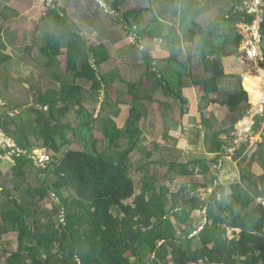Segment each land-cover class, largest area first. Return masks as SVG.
<instances>
[{
  "label": "trees",
  "instance_id": "16d2710c",
  "mask_svg": "<svg viewBox=\"0 0 264 264\" xmlns=\"http://www.w3.org/2000/svg\"><path fill=\"white\" fill-rule=\"evenodd\" d=\"M57 1L42 17V22L46 20L45 33L33 39L24 52L34 62L37 56L32 54V45L37 46L38 57L44 59L39 65L47 75L45 90H39L35 99L38 107L27 110L34 114L33 121L29 115L22 117L26 112L0 114L2 132L16 144L13 178L8 182L12 188L2 186L0 191L4 197L0 201V250L6 253L5 263L169 264L172 260L175 264H187L208 257L226 264H264V204L258 200L264 196V178L256 181L254 175L248 174L240 183L229 185L230 193L219 184L220 193L211 200L196 193L200 188L216 185L222 169V164L207 158L206 153L222 158L227 143L221 136L229 135L234 124L244 117L241 107L249 102V94L242 86L240 74L227 71L225 59L240 55L243 36L238 25L252 26L255 16L233 5L224 16L211 17L209 12L214 9L215 0H205L203 6L201 0H148L155 6L165 3L172 22L162 21L151 9V23L142 29L145 8L123 12L121 8L127 0H105L111 10L121 15L124 26L141 29L142 38L160 40L171 52L170 58L156 60L147 50L142 51L151 68L143 74L151 84V92L161 90L170 101L166 104L167 128L170 123L183 122L188 104L184 90L194 87L201 90L206 110L211 105L226 107L230 113L226 122L233 120L230 126L219 128L216 116L208 118L203 111L202 126L192 129L194 134L191 132L189 140L196 144L201 137L205 153L186 163L177 160L178 150H172L170 154L175 156L150 162L153 152L148 151L136 163L135 172L142 173L138 180L132 172V158L144 135L140 126L148 112L144 102L155 100L147 95L135 99L125 124L118 125L119 111L114 110L118 104L106 86L113 81H128L118 70L101 73V66L111 60L113 52L91 44ZM233 1L241 6L244 2ZM262 25L261 31L264 22ZM184 44L191 48L182 58ZM64 49L66 69L56 71L52 64L57 63ZM1 55L0 65L12 63L10 55ZM154 62L159 64L153 66ZM78 80L91 85L94 93L105 92L98 116L96 107L87 109L85 97L73 90L72 85ZM72 118L89 133L98 129L110 150H100L99 140H93L92 148H70L68 136L77 129L71 125ZM262 121L264 117L260 118ZM32 147L45 149L49 161L45 167L37 168L43 175L38 178V185L24 186L26 166L33 165V159L26 155ZM248 148L249 144H242L235 150L234 159L243 157ZM158 150L164 152L160 147ZM8 151L1 149L0 154ZM257 156L254 154L253 158ZM257 159L264 169V155ZM174 183L181 185L179 190L170 189L169 184ZM193 190L196 192L189 197ZM49 195L58 198L59 203L53 202L47 208L44 201ZM197 209L205 210V221L191 217L190 224L179 234L171 217L182 221ZM228 228L240 232L230 237ZM10 232L17 233L16 240L3 242V236ZM140 249L151 253L148 262L137 255Z\"/></svg>",
  "mask_w": 264,
  "mask_h": 264
},
{
  "label": "rangeland",
  "instance_id": "374dc122",
  "mask_svg": "<svg viewBox=\"0 0 264 264\" xmlns=\"http://www.w3.org/2000/svg\"><path fill=\"white\" fill-rule=\"evenodd\" d=\"M53 1L54 0H26L22 2L20 7L21 11L15 14V16H19L20 14L24 16L19 19L15 27L12 25L7 27V25L3 23V19L0 18V50L12 54L15 58V61L11 64H5V66L4 64L0 65V114L4 111L10 115L26 112V116L22 114V117H27L29 115L30 118L32 117L31 121H33L34 114H29L27 110L38 107L35 104V99L39 90L40 92L45 90V78L47 75L45 73V68L41 69L39 65L44 59L38 57L37 46L35 47L34 45L33 48L32 45V54L34 57L37 56V58L34 59L35 63L29 61L28 56H26L24 52L27 46L32 44L33 39L35 41V39L40 38L42 34L45 33L44 23L46 20L42 22L41 18L45 15L48 7H52ZM206 2L205 0H201V6ZM57 4L60 9L68 12L67 16L71 21L77 22L81 33L91 44L110 49V51L113 52H111L112 58L109 63L103 65L100 69L101 73L115 70V66L123 63L121 72L132 80L129 84L131 87L129 86V88H127L128 86H125V89H128V94L126 96H122L121 94V90H123L124 86L120 82L108 88L112 100L118 104L114 107V110L119 111V116L116 121L120 127L125 124L126 119L130 115V109L135 104V96H139L140 98L147 95L155 100L154 102L148 100H145V102L143 101L148 112L146 117L140 122L144 135L140 139L139 150L132 158V172L136 171V163L145 158L148 151L153 152L150 162L161 161L165 159V156L172 157L178 154L179 157L177 160L179 162L189 163L195 160V157L204 154L206 150L201 137L196 144H192L189 140L191 132H193L192 129L196 126H202L201 113L203 111L206 112L208 118L212 117V115L216 116L217 122L214 121L219 128H226L233 124V120L226 122V119L229 118L230 115L226 107L211 105L206 110L204 106H202L203 94L201 90L194 87L191 90H185V92H187V96L185 95V97L188 98V104L185 106L187 114L183 122L180 124L170 123V127L167 128L165 123L169 111L166 104L170 101L161 90L154 93L151 92V84L147 82V85L146 79L143 76V74L151 70V68L145 63L142 51L148 50L151 52V50L157 48L156 44H153L154 42H144V40L140 39L139 30H130L127 26H124L119 19L121 15L111 10L105 0H58ZM212 5L214 9L209 12V15L211 17L214 16V18L220 16V14L224 16L233 5H236L237 8L243 7L241 3L235 4L233 0H215ZM165 6H167L165 3L155 6L148 0H127V3L121 9L124 12L131 9L146 8L147 13L143 20L145 21L142 27L143 29L149 25L151 9H153L156 15L162 20L172 22V17L165 9ZM263 22L264 11L263 13L259 11L250 28L245 29V25H238V29L243 36V40L239 47L240 55L226 58L225 63L228 72L240 74L242 86L249 94V102L241 107L244 117L234 124V130L231 131L229 135L221 136L227 143L226 154L220 159H216L214 155H209L208 157L212 161L214 160L219 166L222 164V169L219 171L218 184L210 185L208 188L197 190V192L193 190L190 192L189 197L196 192L202 199L211 200L217 193H220V188L217 187L219 184L226 186V193H230L231 189L229 185L240 183V179H243V177H246L248 174L254 175V180L256 181L259 180L260 177L264 178V169L259 164V159H257L261 154L264 155V121L260 122L258 130L254 132V118L260 115L264 116V54L262 51V49H264V30L260 32L261 35L255 32L260 29V25H262ZM2 32L3 35L1 36ZM183 46L184 54L182 58L185 57L188 48H191L190 44H184ZM63 51L64 52L60 54L61 56L58 57L57 63L52 64V67L56 71L64 72L66 69V52L65 50ZM1 54L2 53H0V60ZM151 57L156 59L153 56ZM19 58L22 61L17 63ZM158 64L159 63L154 62L153 66H157ZM118 68L120 67L118 66ZM137 73L140 74L137 75ZM41 76H44V78ZM139 77L143 80V84L139 83ZM136 85H139L138 88ZM72 86L77 95L81 94L85 97L84 102L86 103L87 109L91 110L96 107V115L98 116L101 111L105 92H92L91 85L87 84L84 80H78L76 83H73ZM47 87L49 88L50 85ZM211 98H216V96L212 95ZM85 99L90 100L88 101ZM13 107L17 108V110L13 111ZM105 107L108 112L111 111L108 104H106ZM258 108H260L259 111L257 110ZM73 115L74 112H72L70 116L73 117ZM66 122H69V120ZM244 122L246 124H244ZM71 125L74 129H77L76 132H71L68 136L71 142L70 148L85 149V146L92 148L93 140H99L97 147L100 150H110L108 141L102 137L98 129L89 133L86 127H78L77 121L73 118L71 120ZM165 134H167V137H165ZM0 139L2 142H4L5 139L10 141L12 144L11 149H13L12 152H10L11 149L8 148V152L0 154L1 191L2 186L12 188V184L10 185L8 182L13 178L12 166L14 160L12 155L16 152V144L11 138H7L1 128ZM246 143L249 144L248 151L238 160L234 159L235 150H238L242 144ZM158 147L164 150V152H160ZM3 148L4 147L0 146V151ZM172 150H178L179 153L176 152L175 155H171L170 152ZM43 151L46 152L45 149L32 147L29 153L26 152V155H29L28 157L31 159H36L37 163L40 164L38 162L39 159L43 162L45 161V155H42L45 154ZM254 154L258 155L257 158H253ZM38 164L36 165L33 160V165L31 163V165L26 166L24 186L38 185V178L43 177L37 170L40 166H38ZM150 168H153V165ZM189 168L192 169V166L189 165ZM197 169L201 171V168L197 167ZM243 171L245 173H243ZM135 174L138 180L142 176V173L139 172H135ZM261 185L262 184L259 186ZM169 186L172 191H177L181 187V185H176V183L169 184ZM251 189H253V187ZM139 191L140 187L138 185L137 192L139 193ZM63 194L66 196L68 192L64 191ZM262 199L264 200V197H262ZM3 200L4 197L0 194V201ZM53 202L59 203V199L49 195V198L44 201V204L47 208H50ZM191 215H194L193 218H201L202 216V221H205V210L193 211ZM28 222H31L30 218ZM174 223L177 225L179 234L182 233V229L189 225V221L185 219L184 221H174ZM195 223L197 225L199 224L198 221H195ZM16 237L17 233L10 232L3 236L2 241H13L16 240ZM137 255L143 257V259L146 260L145 262H148L151 253L149 251L143 253L140 249L137 251ZM5 259L6 253L1 249L0 264H6ZM173 263L174 262L171 260L169 264Z\"/></svg>",
  "mask_w": 264,
  "mask_h": 264
},
{
  "label": "crops",
  "instance_id": "0c3cea01",
  "mask_svg": "<svg viewBox=\"0 0 264 264\" xmlns=\"http://www.w3.org/2000/svg\"><path fill=\"white\" fill-rule=\"evenodd\" d=\"M26 0H0V18H2L3 19V23L5 24V25H7V27H9V26H14L15 27V24H18V22H19V19L20 18H22L23 16H22V14H20L19 16H15V14H17L18 12L20 13V11H21V9H20V7H21V4H22V2H25ZM146 9V8H145ZM5 11V12H4ZM68 13V12H67ZM146 13H147V11L145 10L143 13H142V24H141V27H143V25L145 24V21H143L144 20V17H146L145 15H146ZM143 14H144V16H143ZM151 14V13H150ZM159 19H161L159 16H157ZM151 19H152V16H151ZM151 19H150V21H149V25H150V23H151ZM41 20H42V18H41ZM162 20V19H161ZM15 21H16V23H15ZM162 21H164V20H162ZM166 22V21H165ZM2 23V24H3ZM77 23V22H76ZM14 24V25H13ZM148 25V26H149ZM148 26H146V27H144L145 29L146 28H148ZM143 28V29H144ZM140 32H141V29H138ZM10 31H12V30H10ZM10 31H8V32H10ZM3 35V32L1 33V36ZM139 36H140V33H139ZM19 38H20V36H19ZM7 39V38H6ZM26 39V38H25ZM140 39H142V40H144V42H152L153 43V41H151V40H148V39H144V38H142L141 36H140ZM6 41V40H5ZM19 41H20V39H19ZM9 44V43H8ZM7 44V45H8ZM153 44H156V47L157 48H155V50H151V52H150V55L151 56H153L154 58H156V60H165V59H168V58H170V55H171V52H170V50H168V49H166V48H164L163 47V45H162V42H160V40H158V41H154V43ZM9 46V45H8ZM65 50V49H64ZM148 51V50H147ZM64 52V51H63ZM65 52H66V50H65ZM149 52V51H148ZM0 53H2V54H7V55H10L11 57H12V60H11V62H14L15 61V58L12 56V54H9V53H7V52H5V51H2V50H0ZM110 61V60H109ZM109 61L108 62H106V63H104L103 65H105V64H108L109 63ZM18 62H20V61H17V63ZM121 65H118L120 68H118V66H115V70H118V73H119V71H120V74H121V76H123V77H125L126 78V80L128 81L126 84H124V83H121V84H123V86H124V88H123V90L125 91V93L123 92V90H122V92H121V94H122V96H126L127 94H128V89H125V86L127 87V88H129V84L131 83V81L132 80H130L129 79V77H127L126 75H124V73L123 72H121L122 70H121V68H122V65H123V63H120ZM102 65V66H103ZM102 66H101V68H102ZM100 68V69H101ZM105 73H107V72H105ZM140 73H137V75H139ZM144 78L146 79V84L148 85V80H147V76H144ZM138 80V79H137ZM117 82H119V81H113V82H111L110 84H108L106 87H107V90H108V88H110V86L111 85H113V84H115V83H117ZM139 83H141V84H143V80H141L140 79V77H139ZM137 86V88H138V85H136ZM131 87V86H130ZM192 89V88H191ZM190 89V90H191ZM154 93V92H153ZM184 95H186L187 96V92H185V90H184ZM127 98V97H126ZM139 98V96H135V99H138ZM187 98V97H186ZM188 99V98H187ZM157 102V101H156ZM209 155L210 154H207V158L209 157ZM215 156V155H214ZM198 168H201L200 167V165L198 166ZM202 170V169H201ZM198 172L200 173V171L198 170ZM217 184H218V181H217ZM200 189H205V188H200ZM199 189V190H200ZM140 192V191H139ZM194 211H199L198 209L197 210H194ZM191 217H194V215L192 216H190V217H188V218H184L186 221H189V224H190V219H191ZM201 218H202V216H201ZM171 219H172V221L174 222V221H177V219H175V217L174 216H172L171 217ZM184 221V220H183ZM202 221V220H201ZM176 225V224H175ZM176 227H177V225H176ZM177 230H178V228H177ZM183 230V229H182ZM239 229H233V228H228V234H230V235H236V234H238L239 232ZM236 232H238V233H236ZM236 233V234H235Z\"/></svg>",
  "mask_w": 264,
  "mask_h": 264
},
{
  "label": "built area",
  "instance_id": "2783aa9c",
  "mask_svg": "<svg viewBox=\"0 0 264 264\" xmlns=\"http://www.w3.org/2000/svg\"><path fill=\"white\" fill-rule=\"evenodd\" d=\"M241 10L246 11L248 14H252L254 16H256V14L259 11L261 13H263V11H264V0H244L243 7L241 8ZM244 28L245 29H248V28H250V26L245 25ZM255 32H258V34H260L261 27H260V29H258ZM0 146L4 147L3 149H5V150H7L8 148L9 149L12 148V144L10 143V141H8L6 139H5L4 142H2L1 139H0ZM15 148H16V146H15ZM11 150H13V149H11ZM13 152H15V151H13ZM43 152L45 153V154H42L43 156L45 155V161L44 162L41 159H39L38 162L40 164H38L37 163V160L36 159H33L36 165L37 164H38V166L40 165L39 167H45V164L49 161L48 155L46 154L45 151H43ZM243 173H245V172L243 171ZM258 200L261 201L264 204V200L262 199V197H259ZM229 236L230 237H233L235 235H230L229 234ZM187 264H226V263H224V262L211 261L208 257H204V258H199L196 261H189Z\"/></svg>",
  "mask_w": 264,
  "mask_h": 264
},
{
  "label": "water",
  "instance_id": "95a60500",
  "mask_svg": "<svg viewBox=\"0 0 264 264\" xmlns=\"http://www.w3.org/2000/svg\"><path fill=\"white\" fill-rule=\"evenodd\" d=\"M263 27V25H261V28ZM258 111L260 110V108H258L257 109ZM261 117H264L263 115H260V116H258V117H255L254 118V124H255V126H254V132H256L257 130H258V128H259V125H260V118ZM220 196V195H219Z\"/></svg>",
  "mask_w": 264,
  "mask_h": 264
},
{
  "label": "clouds",
  "instance_id": "9594fccd",
  "mask_svg": "<svg viewBox=\"0 0 264 264\" xmlns=\"http://www.w3.org/2000/svg\"><path fill=\"white\" fill-rule=\"evenodd\" d=\"M261 29H262V28H261ZM263 58H264V57H263ZM244 177H245V176H244ZM244 177H243V178H244ZM240 180H242V178H241ZM263 197H264V196H263ZM200 228H201V226H200ZM195 233H196V232H195ZM174 264H175V263H174Z\"/></svg>",
  "mask_w": 264,
  "mask_h": 264
},
{
  "label": "bare ground",
  "instance_id": "6f19581e",
  "mask_svg": "<svg viewBox=\"0 0 264 264\" xmlns=\"http://www.w3.org/2000/svg\"><path fill=\"white\" fill-rule=\"evenodd\" d=\"M254 58V57H253ZM256 58V57H255ZM244 124H246L245 122H244Z\"/></svg>",
  "mask_w": 264,
  "mask_h": 264
}]
</instances>
